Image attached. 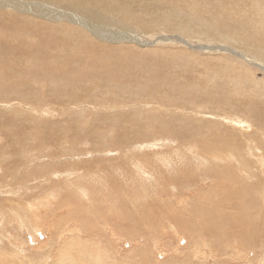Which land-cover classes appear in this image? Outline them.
I'll return each mask as SVG.
<instances>
[{"label": "rangeland", "instance_id": "rangeland-1", "mask_svg": "<svg viewBox=\"0 0 264 264\" xmlns=\"http://www.w3.org/2000/svg\"><path fill=\"white\" fill-rule=\"evenodd\" d=\"M75 1L135 38L0 11V264H264V0Z\"/></svg>", "mask_w": 264, "mask_h": 264}, {"label": "bare ground", "instance_id": "bare-ground-1", "mask_svg": "<svg viewBox=\"0 0 264 264\" xmlns=\"http://www.w3.org/2000/svg\"><path fill=\"white\" fill-rule=\"evenodd\" d=\"M98 0H96V2H97ZM102 1V0H101ZM100 1V2H101ZM141 1V0H140ZM146 2H147V0H146ZM103 3H104V1H103ZM111 3V2H110ZM98 4V3H97ZM100 4V3H99ZM193 4V3H192ZM257 4V3H256ZM109 5V4H108ZM169 5V4H168ZM190 5V4H189ZM88 6V5H87ZM102 6L103 5H101V8H102ZM112 5H110V7H111ZM115 6V5H114ZM149 6V5H148ZM166 6V5H165ZM164 6V7H165ZM109 7V6H108ZM124 7V6H123ZM170 7V6H169ZM92 8H94V7H92ZM117 8V7H116ZM121 8V7H120ZM123 9V8H122ZM125 9V8H124ZM127 9V8H126ZM175 9V8H174ZM177 9V8H176ZM175 9V10H176ZM110 10V9H109ZM116 10V9H115ZM140 10V9H139ZM179 10V9H178ZM256 10V9H255ZM0 11L1 12H6V11H12V12H15L14 14H16V15H18V17L19 16H22L23 18H25L27 15L29 16L30 15V17L31 16H33V18H35V19H38V20H42V21H45V20H47V21H49V22H51V23H56V22H63V21H65V22H68V23H71V24H76V25H79V26H81L82 28H83V30L85 29V30H87V31H90V33L93 35V37H94V39L93 40H100V41H102V42H109V43H112V44H115V43H120L121 41H123V40H130L131 41V39H134L135 38V36L133 35V34H131V32H125V33H123V35H117V32L118 31H120L121 29L120 28H117V29H115L117 32L115 33L114 31H112L113 29H110L109 27H111L109 24H110V21L107 19V18H105L104 17V15H105V13H102V11L101 12H99V11H93V10H91V9H89V8H87V7H84L83 5H81L80 3H77L76 1L75 2H73V0H0ZM120 11V10H119ZM127 11V10H126ZM141 11V10H140ZM258 11V13H259V11L260 12H262L263 10H261V9H258L257 10ZM113 12V11H112ZM255 12V11H254ZM182 14L184 13V12H181ZM5 14V13H4ZM117 14V13H116ZM126 14H129L128 12L126 13ZM177 14V13H176ZM260 14H262V13H260ZM3 15V14H2ZM132 15H134L133 13L132 14H130L128 17H127V19L129 18H132L133 19V21L134 22H136L137 21V19H134V17L132 16ZM166 15V14H165ZM121 16V15H120ZM119 16V17H120ZM123 16V15H122ZM138 16V15H137ZM161 16V15H160ZM107 17H108V15H107ZM110 17V16H109ZM116 17V16H115ZM262 17L264 18V14H262ZM111 18H112V16H111ZM168 18V17H167ZM32 19V18H31ZM44 19V20H43ZM120 19V18H119ZM125 19H126V16H125ZM170 19V18H169ZM159 20V19H158ZM166 20V19H165ZM173 20V19H172ZM172 20H170L171 22H172ZM114 21V20H113ZM119 21V20H118ZM125 21V20H124ZM127 21V20H126ZM126 21H125V23H126ZM146 21V20H145ZM169 21V23L171 24V22ZM175 21V20H174ZM180 21H181V19H180ZM123 22V21H122ZM129 23H131L130 22V20L128 21ZM38 23V22H37ZM137 23H139V25L142 23L140 20L137 22ZM136 23V24H137ZM164 23V22H163ZM168 23V24H169ZM114 24V23H113ZM120 24V23H119ZM135 24V25H136ZM176 24V23H175ZM114 25H116V24H114ZM122 26H124V25H122ZM127 26V25H126ZM11 27V26H10ZM113 27V26H112ZM125 27V26H124ZM35 28V27H34ZM128 28V27H127ZM126 28V29H127ZM140 28V27H139ZM130 29H133V28H130ZM144 29H145V27H144ZM110 30V31H109ZM124 30V29H123ZM129 31V30H128ZM13 33V32H12ZM31 33V32H30ZM119 33V32H118ZM207 35V34H206ZM89 37V36H88ZM208 38V37H207ZM99 41V42H100ZM101 42V43H102ZM214 78H216V77H214ZM213 78V79H214ZM217 79V78H216ZM194 90V89H193ZM229 94V93H228ZM235 94V93H234ZM239 96V95H238ZM235 101H236V99H235ZM196 107V106H195ZM222 107V106H221ZM197 108V107H196ZM213 110V109H212ZM178 111V110H177ZM233 112H234V110H233ZM181 113V112H180ZM215 113H216V111H215ZM217 114V113H216ZM186 116V115H185ZM213 117V116H212ZM218 117V116H217ZM204 119V118H203ZM216 119V118H215ZM219 120V119H218ZM232 120V119H231ZM183 121V120H182ZM210 121H208V122H206L207 124H209L210 125V123H209ZM189 125H190V123H189ZM219 125V124H218ZM195 128V127H194ZM199 128V127H198ZM211 128V127H210ZM191 129V128H190ZM187 130V129H186ZM193 130V129H192ZM189 131V130H188ZM210 131H206V130H203V128L202 129H195L194 130V132H192V133H190L191 135H193V139L195 138V137H197L198 138V140L200 139V140H202L203 141V144H202V146L201 147H203V150L201 151L202 152V154H204L205 155V153L207 152V148L208 147H210V148H212V149H215V150H217L218 148L219 149H222L221 148V142H219V141H216V139H215V137H212V140H211V135H210V133H209ZM190 134H189V136H190ZM213 135V134H212ZM214 136V135H213ZM189 139V138H188ZM191 139V138H190ZM192 139V140H193ZM151 143H152V145H155L156 146V144H154V141L153 140H149ZM189 141V140H188ZM211 142L212 143H215L216 145H217V147L214 145V144H211ZM252 142V141H251ZM192 143H193V141H192ZM149 144V143H148ZM147 144V146H149ZM184 144V143H183ZM194 144V143H193ZM193 144L191 145V147H193ZM255 145V144H254ZM253 145V146H254ZM154 146V147H155ZM188 146H190V145H188ZM242 146V145H241ZM191 147H190V149H191ZM141 148V147H140ZM187 148H189V147H187ZM195 148V147H194ZM224 148V147H223ZM235 148V147H234ZM239 148V147H238ZM245 148V147H244ZM257 148V147H256ZM255 148V149H256ZM197 149H198V147H197ZM211 149V150H212ZM206 150V151H205ZM214 150V151H215ZM223 150V149H222ZM226 149H224V151H221L220 152V154H218V155H216V157H218V156H221L220 157V159L222 158L223 159V157H228L229 155H231L232 156V153L230 152V150L227 148V151H225ZM245 150V149H244ZM259 150V149H258ZM13 152H14V150H12ZM59 151V150H58ZM149 151V150H148ZM180 151V150H179ZM182 151V150H181ZM187 151V150H186ZM219 151V150H218ZM238 151V150H237ZM189 152V151H188ZM234 152H236V150L234 149ZM16 153V152H15ZM175 153H178V152H175ZM180 153V152H179ZM191 153V152H190ZM197 153V152H196ZM210 153H211V151H210ZM224 153V154H223ZM240 153H241V151H240ZM245 153V152H244ZM249 153V152H248ZM183 154H185V150H184V153ZM202 154H201V156H202ZM208 154V153H207ZM215 154H217V153H214L213 155H215ZM254 154V153H253ZM252 154V155H253ZM189 155V154H188ZM236 155V154H235ZM250 155V154H249ZM255 155V154H254ZM14 156H15V154H14ZM181 157L182 155H178V157ZM191 156H196V155H191ZM199 156V155H198ZM201 156L199 157V158H201ZM207 156V155H206ZM243 156V155H242ZM178 157H176V158H178ZM188 157V156H187ZM215 157V158H216ZM192 158V157H191ZM190 158V160H192ZM229 158H231V157H229ZM228 158V159H229ZM260 158V157H259ZM258 158V159H259ZM195 159H198V158H196L195 157ZM202 159H203V157H202ZM211 159H213V157L211 158ZM235 159V158H234ZM13 160V159H12ZM178 160V159H177ZM230 160V159H229ZM256 160V159H255ZM15 161V160H14ZM14 161H13V163L12 164H14ZM245 161H248V160H246L245 159ZM249 162V161H248ZM260 162V161H259ZM247 162H245V163H243V164H246ZM140 164H141V162L140 161H134L133 162V166L135 167V171L136 172H140L141 171V175H147L148 177H149V174L144 170V168H140ZM200 165H201V163H199ZM239 164H240V162H239ZM256 164V163H255ZM259 164H261V163H259ZM11 165V164H10ZM242 165V164H241ZM240 165V166H241ZM248 165V164H247ZM251 165V164H250ZM21 166V165H20ZM124 166V165H123ZM18 167H19V165L17 166V169H18ZM142 167V166H141ZM235 167V166H234ZM242 167V166H241ZM240 167V168H241ZM246 167V166H245ZM149 168V167H148ZM158 168V167H157ZM21 169H23V167L21 166ZM243 169V168H242ZM246 169V168H245ZM15 170V169H14ZM20 169H18V171H19ZM121 170H124V168L122 169L121 168ZM129 170V169H128ZM157 170V169H156ZM117 171V170H116ZM245 171V170H244ZM263 170L261 169V172H262ZM12 172H13V170H12ZM252 172V170L250 171V173ZM66 173H68V176H70V175H72V169H71V172H69V170H68V172H66ZM249 173V172H248ZM252 173H254V172H252ZM251 173V174H252ZM13 174H15L17 177L15 178V179H19V177H20V175H18L17 173H13ZM59 174V173H58ZM263 174H264V171H263ZM34 175V174H33ZM63 175V174H62ZM252 175H254V174H252ZM58 176H60V175H58ZM126 176V175H125ZM131 176V175H130ZM38 177V176H37ZM39 177H46V176H44V175H42V174H40L39 173ZM53 177H55V175H53ZM34 178V177H33ZM47 178V177H46ZM51 178H48V179H43V180H50ZM38 181V180H37ZM40 181L42 182V179L40 178ZM87 181V180H86ZM142 180H140V182H141ZM57 182V181H56ZM63 182V181H62ZM85 182V181H84ZM61 183V182H60ZM87 183V182H86ZM85 183V185H83V186H81V185H74V187H76V188H79L81 191H82V194L85 196L86 195V193H88V192H86V186H87V184H89V183H87L86 184ZM139 183V182H138ZM58 184L59 183H53V184H51V185H49L50 186V189H53V188H57V187H60L61 186V184H60V186H58ZM74 184V183H73ZM76 184V183H75ZM134 184V183H133ZM63 185V184H62ZM69 186H71V184H69ZM73 186V185H72ZM67 188V187H66ZM90 188V187H89ZM103 188V187H102ZM132 188V187H131ZM258 188V187H257ZM259 189V188H258ZM89 190V189H88ZM245 190V189H244ZM246 190H248V189H246ZM245 190V191H246ZM256 191V190H255ZM258 191V190H257ZM248 192V191H247ZM263 192V191H262ZM119 193V192H118ZM253 193V192H252ZM258 193V192H257ZM116 194V193H115ZM114 194V195H115ZM55 195V194H54ZM97 195V194H96ZM261 196V195H260ZM48 198V197H47ZM49 198L50 199H52V197H50L49 196ZM54 198V197H53ZM254 198V197H253ZM48 200V199H47ZM6 201V200H5ZM7 201H9V202H11L10 204H12V203H14V200H12V199H7ZM51 201V200H50ZM93 201V200H92ZM114 203V202H113ZM5 204H6V202H5ZM80 205V204H79ZM8 206V205H7ZM29 206H33V204H29ZM37 206V205H36ZM36 206H35V208H36ZM34 207V206H33ZM40 207V206H39ZM38 207V208H39ZM43 207V206H42ZM37 208V209H38ZM93 211V210H92ZM16 216V215H15ZM19 216V214L17 215V217ZM22 216H23V213H22ZM24 217V216H23ZM19 218H20V216H19ZM23 219V218H22ZM18 220V219H17ZM63 259V258H62ZM77 259V258H76ZM78 259H80V258H78ZM77 259V260H78ZM65 260H67V259H65ZM39 261V260H38ZM77 262V261H76ZM80 263V262H79ZM82 264H84V263H82ZM98 264V263H97Z\"/></svg>", "mask_w": 264, "mask_h": 264}]
</instances>
